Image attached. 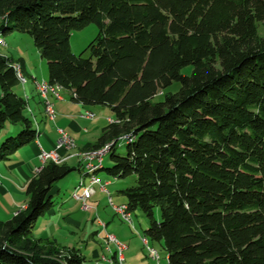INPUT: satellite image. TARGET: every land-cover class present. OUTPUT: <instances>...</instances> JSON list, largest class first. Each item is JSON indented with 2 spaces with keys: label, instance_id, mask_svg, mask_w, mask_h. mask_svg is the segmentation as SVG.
Here are the masks:
<instances>
[{
  "label": "trees",
  "instance_id": "obj_1",
  "mask_svg": "<svg viewBox=\"0 0 264 264\" xmlns=\"http://www.w3.org/2000/svg\"><path fill=\"white\" fill-rule=\"evenodd\" d=\"M259 23L264 0H0V35L32 38L47 83L111 111L114 122L91 148L108 146L112 165L93 174L134 178L119 193L130 213L149 219L145 235L167 264H264ZM90 24L96 38L73 54L72 32ZM14 64L0 55V162L38 135ZM174 83L176 92L153 102ZM74 170L48 162L29 179L25 210L0 221V264H85L79 251L33 237L56 184Z\"/></svg>",
  "mask_w": 264,
  "mask_h": 264
},
{
  "label": "rangeland",
  "instance_id": "obj_2",
  "mask_svg": "<svg viewBox=\"0 0 264 264\" xmlns=\"http://www.w3.org/2000/svg\"><path fill=\"white\" fill-rule=\"evenodd\" d=\"M257 32L258 35L264 39V23H259L257 25ZM97 34L98 27L95 24H90L82 30L73 31L70 37V48L72 53L75 55L81 54L96 38ZM1 39L5 41L6 45H2L0 43V55L5 57L13 55L16 57V51L19 49L25 54V58L32 62L31 64L33 66L34 73L38 75L37 77L40 79V56L37 53L32 38L29 35L13 33L4 37L1 36ZM84 57L87 58L88 53H85ZM13 62L18 65L17 61ZM43 62V74L45 75L47 74V62L45 60H43ZM20 71L22 78L26 79V81L22 84L17 74L20 85L15 90L19 93V95H22L20 92L22 87L29 84L30 80L23 74L21 68ZM189 71V68L186 69V74L189 73ZM35 85L36 84H34V86ZM178 89L179 84L174 83L166 91H160L153 99V102L162 101L165 94L174 93ZM35 90L41 99V96L36 88ZM24 100L27 102L26 97H24ZM27 110L30 115L31 111L28 104ZM90 113L94 115L93 118L95 119H91L87 122L86 127L88 132L80 136L81 143L88 146L94 145L100 137L102 129L106 127L108 123L111 124L114 122V120L111 119L112 113L108 108L99 106L92 107ZM86 114L87 113H83L81 116H86ZM68 136L71 137L70 135ZM71 138L74 141L73 146L58 151L60 156L58 157V160L54 161L52 159H48L45 162H42L39 159L41 151L39 152L38 160L41 166L34 171L33 176L48 162H53L56 165L73 166L75 170L56 184V187L53 190V200L55 202V206L52 208L53 213L46 214L38 219L33 232V237L35 239L50 237L43 242L46 249L50 247L79 251L86 260L85 264H113L114 262L111 261V252L114 251V246L106 239L105 234L108 233L112 234L117 241L120 240L119 242L121 244H125L127 247L123 254L125 259L124 264H167V254L165 250L160 244L151 242L145 235V231L149 226V219L141 210L137 209L131 212L132 225L124 222L120 216L113 213L114 211L109 207L107 193H103L101 190L99 192V186L97 185L94 186L96 195L89 202H87L88 208H83L82 203L76 201V198L74 197L76 188L79 186L83 174L86 173L84 165L79 164V162L80 160L83 162V153L94 150L93 148H88L86 150L78 149V139L76 140L73 137ZM56 144L57 143H55L54 149ZM125 152V145L115 148L116 154L124 155ZM102 165L104 168L111 167L112 162L109 153L104 156ZM0 171V177L4 180L3 184L5 185L7 191L6 196L0 194V202L5 205H9V200H12L13 198L14 203L16 204L14 208H10L8 206L10 209L9 216H11L12 211L17 207L19 209H17L14 214V216H16L20 211L25 210L27 206L28 199L25 195V189H22L24 181L18 180L15 183L10 181L7 182L8 180L4 177V171L2 169ZM97 176L108 178L110 180L111 184L107 190L115 204L123 203L125 201L124 197L121 196L119 192L135 184L133 177L125 180H116L109 176L105 171L99 172ZM85 185H88L86 179ZM154 217L156 220L160 219V212L158 208L154 209ZM67 219L72 220L76 224L68 222ZM102 224H104L105 228H103ZM106 225L108 227L107 230ZM101 233L103 236L105 235L104 239L103 236H98V234ZM144 238H146L148 245L144 243ZM149 248L155 250L159 254V263L153 260ZM95 254L96 256H94ZM115 264H118V262L116 261Z\"/></svg>",
  "mask_w": 264,
  "mask_h": 264
},
{
  "label": "crops",
  "instance_id": "obj_3",
  "mask_svg": "<svg viewBox=\"0 0 264 264\" xmlns=\"http://www.w3.org/2000/svg\"><path fill=\"white\" fill-rule=\"evenodd\" d=\"M1 46V45H0ZM38 53V52H37ZM8 58L13 61H20L22 63L24 75L27 79L30 80L29 84H26L25 87H22L20 91L22 93V97L27 98V104L31 111L30 116L33 118L35 126L38 130V136L34 143L20 149L17 151L9 161L0 162V170L2 169L5 174V178L8 180L7 182H17L18 180H23L22 189H25L26 183L29 181L31 177H33L34 171L40 168V162L38 160V155L41 150L50 151L54 149L55 143L59 136V131H63L73 137L74 139H78L77 147L80 150H86L91 148L92 146H88L86 144L81 143L80 136L84 133L88 132L86 127L87 122L91 119L80 118V116L84 113L91 112L92 107H85L79 103L73 101L71 93L69 91L63 90L61 92L62 99H55L51 95L48 96V100L53 104L54 110L56 113L55 120L52 122L47 116L44 114L43 106L44 99L39 98L35 88L36 82H47V74H43V60L40 57L39 67L40 74L38 79V75L34 73L32 62L25 58V54L21 52L19 49L16 51V57L13 55L8 56ZM28 83V82H27ZM35 87V88H34ZM19 94V93H18ZM47 117V118H46ZM95 119V118H94ZM76 142V141H75ZM59 156V155H58ZM60 157V156H59ZM82 163L81 160L79 164ZM73 167V166H72ZM1 176V171H0ZM98 177L100 184L110 183L108 178ZM85 179L89 185V177H82L80 183L82 182L85 185ZM4 180L0 177V194L3 196L7 195L6 187L3 184ZM79 183V184H80ZM111 184V183H110ZM85 185V186H88ZM98 186V185H97ZM109 187V186H108ZM95 191V189H94ZM100 192V189H99ZM96 195V191L93 196L87 201L89 202ZM75 200V199H74ZM10 204L5 205L0 202V221L5 222L10 220L17 209L15 208L12 211L11 216H9V207L14 208L15 204L14 199L9 200ZM77 201V200H76ZM108 204V203H107ZM118 204H126L125 201L123 203ZM9 206V207H8ZM55 206V205H54ZM52 209L46 214H52ZM114 213V212H113ZM68 222L76 224L70 219H67ZM106 225V230H107ZM98 236H103V234H98ZM105 235L103 236L104 239ZM50 237H44L40 239H49ZM120 241V240H119ZM96 256V254L94 255ZM111 258L113 264L116 262V258L114 256V251L111 252Z\"/></svg>",
  "mask_w": 264,
  "mask_h": 264
},
{
  "label": "bare ground",
  "instance_id": "obj_4",
  "mask_svg": "<svg viewBox=\"0 0 264 264\" xmlns=\"http://www.w3.org/2000/svg\"><path fill=\"white\" fill-rule=\"evenodd\" d=\"M0 43L2 45H6L5 41L1 39V35H0ZM13 66L15 67V70H16V72H17V74H18V76H19V78L21 80L20 82L23 84V82H25L26 79L22 78V74H21V71H20L21 66L19 64L18 65L14 64ZM40 85L44 87V90L41 88ZM36 89H37V91L39 92L40 96L43 99L45 97V100H44V112H45L46 116L51 120L52 119V112H54V119H55L56 113H55V110H54V106L47 98H48L49 95H51L55 99H59V100L62 99V97H61V92H62L61 88H59L57 86H51L47 82H41V83L40 82H36ZM46 104H47V106H46ZM85 117H92L93 118L94 115L92 113L88 112ZM73 142H71L70 145H68V146H66L64 148H68L70 146H73ZM108 149H109V147L105 146V147H102V148H100L98 150H94V151H91V152L83 153L82 159H83L85 171L87 173V176L89 177V185H90L91 181H99L98 177L95 174H93V172H94V170L97 167H100L102 165L103 158L107 154ZM100 153H101L100 163H95L94 162V158L98 157ZM58 157H59L58 155L45 154L44 157L42 158V162H45L48 159H52V160L55 161V160H58ZM88 186L83 185V183L81 182L79 184V186L76 188V193H75L74 197L77 198V196L82 192V190L88 188ZM108 203H109V207L112 210H113V206L118 208V210L121 211V213H119V211H117V210H113L114 213L117 214L118 216H120L121 219L124 222L130 224L129 221H132L131 213L128 210V207H127L126 204H115L113 202L111 196L109 195V192H108ZM102 226H103V228H105L104 224H102ZM106 239L108 240V242L110 244H112L114 246L113 247L114 248V256H115L116 261L118 262V264H124V262H123L124 255L123 254H124V251L127 249L125 244H121L119 241H117L115 239L114 236H113V240H110V238L107 237V236H106ZM143 241H144V243L146 245H148L146 238H144ZM124 248H125V250H124ZM149 251L152 254L153 260L157 261V263H159L160 262L159 254L155 250L150 249V248H149Z\"/></svg>",
  "mask_w": 264,
  "mask_h": 264
},
{
  "label": "built area",
  "instance_id": "obj_5",
  "mask_svg": "<svg viewBox=\"0 0 264 264\" xmlns=\"http://www.w3.org/2000/svg\"><path fill=\"white\" fill-rule=\"evenodd\" d=\"M13 68L15 69L14 66H13ZM41 88L44 90V87L43 86H41ZM44 100H45V97H44ZM46 106H47V104H46ZM80 118L94 119L92 117H85V116H80ZM54 120H55L54 119V112H52V119H51V121L53 122ZM59 133H60V136H59V138H58V140L56 142L57 144H56L55 149H53V150H51L49 152L44 151V150H41V153L39 155L40 161H42V158L44 157L45 154L59 155L58 151L64 149V147L70 145L71 142H73V139L71 137H69L65 132H63V131L60 130ZM100 157H101V153L99 154L98 157L94 158V162L95 163H100ZM80 164H84V163H80ZM95 185H98L99 186V189L101 190V192L107 193V196H108V190H107V188L110 185V183L107 182V183H104V184H100L99 181H91L90 182V185L88 186V188L82 190V192L76 198L77 201H79V202L82 203L83 208H88L87 201L93 196V194L95 192L94 191V186ZM113 210L119 211L118 208H116L115 206H113ZM119 213H121V211H119ZM129 222L132 225V221H129ZM105 235L107 237H109L110 240H113V235L112 234L106 233ZM124 250H125V248H124ZM124 261H125V259H123V262Z\"/></svg>",
  "mask_w": 264,
  "mask_h": 264
}]
</instances>
